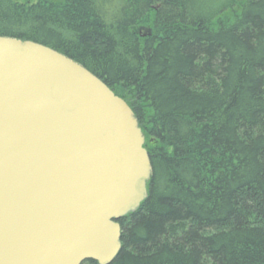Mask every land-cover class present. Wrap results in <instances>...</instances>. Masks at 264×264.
Masks as SVG:
<instances>
[{
    "label": "trees",
    "instance_id": "16d2710c",
    "mask_svg": "<svg viewBox=\"0 0 264 264\" xmlns=\"http://www.w3.org/2000/svg\"><path fill=\"white\" fill-rule=\"evenodd\" d=\"M0 36L75 61L138 121L147 197L110 264H264V0H0Z\"/></svg>",
    "mask_w": 264,
    "mask_h": 264
},
{
    "label": "water",
    "instance_id": "95a60500",
    "mask_svg": "<svg viewBox=\"0 0 264 264\" xmlns=\"http://www.w3.org/2000/svg\"><path fill=\"white\" fill-rule=\"evenodd\" d=\"M150 176L124 100L57 51L0 36V264H110Z\"/></svg>",
    "mask_w": 264,
    "mask_h": 264
},
{
    "label": "rangeland",
    "instance_id": "374dc122",
    "mask_svg": "<svg viewBox=\"0 0 264 264\" xmlns=\"http://www.w3.org/2000/svg\"><path fill=\"white\" fill-rule=\"evenodd\" d=\"M32 1H35V0H32ZM203 1V3L205 4V3H207V2H209L210 0H202ZM217 1H219V0H217ZM225 0H222V2H224ZM229 1V0H228ZM214 2H216V1H214Z\"/></svg>",
    "mask_w": 264,
    "mask_h": 264
},
{
    "label": "bare ground",
    "instance_id": "6f19581e",
    "mask_svg": "<svg viewBox=\"0 0 264 264\" xmlns=\"http://www.w3.org/2000/svg\"><path fill=\"white\" fill-rule=\"evenodd\" d=\"M81 66V65H80ZM84 68V67H83Z\"/></svg>",
    "mask_w": 264,
    "mask_h": 264
}]
</instances>
